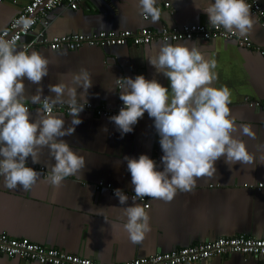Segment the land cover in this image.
I'll use <instances>...</instances> for the list:
<instances>
[{"label":"crops","instance_id":"0c3cea01","mask_svg":"<svg viewBox=\"0 0 264 264\" xmlns=\"http://www.w3.org/2000/svg\"><path fill=\"white\" fill-rule=\"evenodd\" d=\"M32 0H0V31L12 18L21 13L22 7ZM264 9V0H257ZM209 0H158L161 19L152 23L139 14L137 0H85L78 9L65 5L49 11V25L37 24L24 36L17 48L40 52L50 60L49 75L44 78V95H49V84L60 82L61 75L84 67L92 74L93 86L89 89L88 102L94 105L115 107L119 99L116 78L144 75L157 79L165 87L170 81L157 74L147 60L153 49L165 43L162 30L182 29L185 24H210L201 9ZM166 3H169L167 6ZM199 8V9H198ZM249 37L253 47L264 49V29L257 16ZM148 27L155 32L154 40L146 45L91 46L77 49L52 50L35 43L37 36L53 38L72 33H91L100 30H138ZM167 43L197 44L217 61L215 71L217 88L227 85L232 91V114L238 125L250 124L255 138L243 134L242 127L235 135L246 142L256 162L229 167L223 159L217 162V177L203 178L191 192L178 191L173 201L167 203L150 198L151 232L143 242L133 244L122 229L124 217L119 198L106 188H97L99 181L117 189L134 193L131 174L124 157L139 158L146 154L160 165L163 152L154 119L147 112L134 126L131 133L121 136L114 122L108 117L83 111L82 123L71 136L63 137L72 149L86 159L82 173L65 179L59 189L40 180L30 190L8 189L0 180V232L30 240L65 252L93 258L106 264H116L135 257L170 251L221 236L251 235L264 237V107L250 106L246 98L264 104V56L253 47L240 46L234 39L221 37L211 40L179 39ZM26 96L37 95L38 85L25 81ZM109 89H117L110 91ZM83 91V89H78ZM33 118L40 107L27 101ZM65 119L67 127L72 117L57 112ZM104 129H107L106 131ZM55 163L43 151L41 163L29 167ZM158 170H162V166ZM263 183L262 187L258 184ZM253 185V186H250ZM142 206L145 201L137 199ZM106 218V219H105ZM113 226V227H112ZM0 264H40L22 257L0 253ZM187 264H264V258L228 253L207 260Z\"/></svg>","mask_w":264,"mask_h":264},{"label":"clouds","instance_id":"9594fccd","mask_svg":"<svg viewBox=\"0 0 264 264\" xmlns=\"http://www.w3.org/2000/svg\"><path fill=\"white\" fill-rule=\"evenodd\" d=\"M157 2L137 0L139 14L152 23L159 22L162 13ZM201 10L210 26L240 36L253 31L254 18L247 0H209ZM147 60L157 74L170 81V87L144 75L116 78L123 106L110 117L123 136L133 132L147 112L154 119L163 152L160 165L146 154L138 159L124 157L135 194L133 204L122 208V229L133 244L143 242L151 232L150 214L135 203L138 198L147 196L170 203L178 191L191 192L199 180L217 177L216 165L221 159L230 168L256 162L246 142L235 135L241 127L243 134L252 138L255 132L250 124L236 123L229 107L230 88L215 86V58L197 44L165 42L155 47ZM49 65L50 60L40 52L21 50L15 38L0 36V180L8 189L27 191L36 185L41 172L27 166L28 158L33 164L41 163L45 149L55 161L47 177V183L55 189L85 168V157L62 138L73 135L82 123L80 114L88 104L92 74L84 67L63 73L60 82L48 85L50 94L45 96L43 81L49 75ZM25 81L40 86L37 95L26 96ZM29 99L40 105L35 119ZM58 105L68 106L72 119L67 127L63 116L54 112ZM160 166L162 170H158ZM114 194L121 205H127L129 197L121 189Z\"/></svg>","mask_w":264,"mask_h":264},{"label":"built area","instance_id":"2783aa9c","mask_svg":"<svg viewBox=\"0 0 264 264\" xmlns=\"http://www.w3.org/2000/svg\"><path fill=\"white\" fill-rule=\"evenodd\" d=\"M84 1L85 0H32L30 3L24 5L21 13L12 18L9 24L0 31V36H4L6 39L15 38L17 44L24 36L30 34L35 25L40 24L43 28L48 27L49 20L47 16L50 10L62 5L71 9H78ZM247 3L251 6V11L257 16L264 29V9L257 0H247ZM166 5L168 6L169 3H166ZM154 37L155 32L153 30L148 27H143L138 30H100L91 33L79 32L55 36L53 38L37 36L34 41L37 44L46 45L52 50H58L62 48L77 49L83 45L111 47L130 44L133 46H142L151 43ZM161 37L166 42L177 41L179 39L211 40L221 37L223 39H234L240 46L253 47L248 36L234 35L222 27L215 28L210 26V24H185L182 26V29L164 28ZM253 48L264 56V49L259 46ZM246 101L252 107H264V104L257 100L246 98ZM122 106V101L117 103L115 107L94 105L88 102L84 111H91L97 116L110 118L113 115H117ZM68 111L67 105H58L54 109L56 113L68 114ZM32 168L41 172L43 176H48L50 173L43 165L34 166ZM258 186L262 187L263 183H259ZM96 187H106L112 194H114L117 189L113 186L106 185L104 181H99ZM122 191L128 195V197H132L135 194L125 190ZM143 200L145 201L144 207L146 209L149 208L150 197L146 196ZM0 253L10 257L19 256L30 261H36L40 264H106L93 258L83 257L74 253L65 252L56 247L36 243L28 237H13L5 232H0ZM228 253H240L244 256L264 258V237L244 234L221 236L214 240L176 247L170 251H158L152 255L135 257L116 264H187L201 262L213 256H223Z\"/></svg>","mask_w":264,"mask_h":264}]
</instances>
